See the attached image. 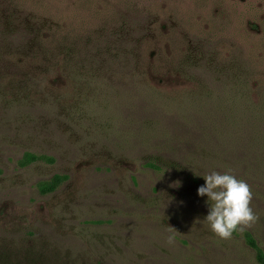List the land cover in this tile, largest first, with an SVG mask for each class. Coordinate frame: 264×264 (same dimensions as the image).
<instances>
[{
	"label": "rangeland",
	"instance_id": "obj_1",
	"mask_svg": "<svg viewBox=\"0 0 264 264\" xmlns=\"http://www.w3.org/2000/svg\"><path fill=\"white\" fill-rule=\"evenodd\" d=\"M82 23L108 53L124 48L109 36L132 40L134 80L66 57ZM225 85L247 99L228 107L230 124L202 126L216 162L177 151L170 135L199 129V115L154 101ZM182 130L183 146L199 144ZM26 152L45 158L21 164ZM213 170L251 186L259 217L229 240L197 195ZM56 174L67 177L42 194ZM246 233L264 249V0H0V264H261Z\"/></svg>",
	"mask_w": 264,
	"mask_h": 264
},
{
	"label": "trees",
	"instance_id": "obj_2",
	"mask_svg": "<svg viewBox=\"0 0 264 264\" xmlns=\"http://www.w3.org/2000/svg\"><path fill=\"white\" fill-rule=\"evenodd\" d=\"M75 28L68 30L66 35H65V39L67 38L68 40V51L69 53L66 54L69 55V60L71 62H73L75 65H77L78 67H87V66H93V65H103V66H112L115 67L120 74L124 73L123 76H120L121 78H127V80H134V77L132 75H129L126 73V69L132 68L133 64H134V53L133 51H131V45H133L132 40L127 37L126 35L122 34V33H117L115 34L116 36H109L111 37V39L113 40V42L117 45V44H123L124 48L123 50H120L118 48H116L115 46V50H113L111 53H108L105 48L103 49V46H98V43L100 41V39H105L104 37H101L97 34H93L92 31L88 30V26L87 24L82 23L81 25H76L74 26ZM11 40V38H7L6 36H4V41H2V44L4 45H8V41ZM19 44L18 41L14 40L11 42L12 46H15ZM201 70H203L201 67H198ZM123 69L125 70V72H122ZM115 76V75H114ZM244 86V90L247 93L248 89L246 85ZM228 87V85L222 86L223 88V94L221 96H215L216 91H204V94H198V95H186L183 98H180V100L173 102V105L171 106L169 103H166V101L160 97L156 99L155 102V106L158 107L160 110H162L163 113L168 112L169 114L172 111H175L179 114H182L185 117H188L186 115V113L191 112V114L193 115H199L196 120L201 123L202 125L199 127V129L195 128V127H191L189 126L190 123H195L193 121H187L184 122L183 118V124L185 125H181V127H175L176 130H178V134L179 136H174V135H170L171 139L174 140L177 148V151H183L184 148H192L191 150L193 152H196V150L199 148L200 149V157L205 158V155L207 157V162H216V157L214 156L213 153H208L206 151V146L204 145V140L206 141L205 143L208 145V143L210 140L215 138V134L213 133V135L211 134H205L203 133V131L205 130L202 126L206 123V126L208 127H214L217 122H219L220 116L222 117V120L224 119L225 122L227 123H231V121H229V118H226V115L229 114L227 111L230 110L231 105L234 104H238L241 107H245L244 104L246 103V99H247V94H241L239 92V90L235 91L234 93H239L241 96H239V99L237 100V102H234L233 98L231 95H233L230 91L226 90ZM229 88H233V86H229ZM223 96V97H222ZM203 97H205L204 99H206V101L204 100L200 106H197L198 102L201 100H203ZM230 102V105L227 103ZM167 105H166V104ZM203 105L207 107V109L211 112H214L212 114V116L207 119L206 117L202 116L203 111ZM228 109V110H227ZM167 113V114H168ZM166 114V113H165ZM242 114H245V110L242 112ZM178 115V114H177ZM214 118V119H211ZM182 128H184L185 130H189L193 133L194 137L192 138L194 140V143L197 141H200L199 144H194L192 145L193 147H191V144H184V146L182 145V143H184L183 140L180 139V136L182 135L183 131ZM202 143V144H201ZM200 146V147H199ZM168 148V147H167ZM207 148L209 150H212L214 147H208ZM174 151V149H173ZM187 151V150H186ZM195 154V153H194ZM45 158V156L42 155H35L31 152H26L24 154L23 160L21 162V164H26L28 162H31L33 160L36 159H43ZM49 161L52 160L51 157H46ZM147 163L149 164H153L152 161H147ZM66 175H59L56 174L54 175L51 179L49 180H45V181H40L38 183V189L42 194L51 192L52 190H54L55 188H57V186L66 179ZM246 240L247 243L255 249L256 252V260L261 263L264 264V249H261L255 242V240L253 239V237L251 236L250 233H246Z\"/></svg>",
	"mask_w": 264,
	"mask_h": 264
},
{
	"label": "clouds",
	"instance_id": "obj_3",
	"mask_svg": "<svg viewBox=\"0 0 264 264\" xmlns=\"http://www.w3.org/2000/svg\"><path fill=\"white\" fill-rule=\"evenodd\" d=\"M203 179L205 183L198 187L197 195L207 197L208 214L204 221L216 237L229 240L235 232H243L257 222L259 217L251 207L252 189L245 180L237 178L231 170H213L203 175ZM174 239V235H169L167 243H174Z\"/></svg>",
	"mask_w": 264,
	"mask_h": 264
}]
</instances>
